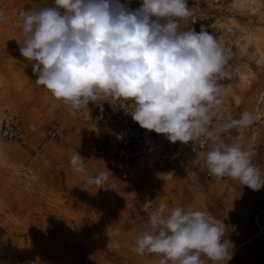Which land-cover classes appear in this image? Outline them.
Listing matches in <instances>:
<instances>
[{
	"label": "rangeland",
	"instance_id": "374dc122",
	"mask_svg": "<svg viewBox=\"0 0 264 264\" xmlns=\"http://www.w3.org/2000/svg\"><path fill=\"white\" fill-rule=\"evenodd\" d=\"M231 1L188 4L191 15L179 23L185 30L203 29L221 45L226 62L216 83L230 82L237 101L219 105L210 128L249 113L250 125L234 126L222 138L253 149V163L264 172V58L256 63L238 47L244 31L264 37V0H248L255 8L252 15L233 9ZM46 6H53L51 0H0V119L5 112L16 114L26 133L25 144L0 140V264H28L37 257L40 264H159L157 255L132 249L160 203L207 211L234 225L227 236L234 242V255L227 264H264V187L254 191L230 177L211 175L205 163L211 142L195 155L177 156L179 141L144 129L137 159L119 162L103 129L36 83L33 62L19 51L24 35L17 21L21 12ZM238 64L252 68L244 87L227 80V69ZM102 101L111 96L99 97L91 110ZM76 151L85 158V173L70 165ZM164 151L175 153L176 166L162 164ZM101 172L107 173L101 188L86 183ZM170 172L175 175L166 179ZM151 201L146 211L144 205Z\"/></svg>",
	"mask_w": 264,
	"mask_h": 264
},
{
	"label": "clouds",
	"instance_id": "9594fccd",
	"mask_svg": "<svg viewBox=\"0 0 264 264\" xmlns=\"http://www.w3.org/2000/svg\"><path fill=\"white\" fill-rule=\"evenodd\" d=\"M190 15L187 0H142L135 10L118 0H54L53 6L19 14L24 35L19 51L33 62L36 83L55 99L73 109L101 96L131 102V111L123 107L141 128L165 134L172 143L206 137L209 173L259 191L264 172L253 163L254 150L222 138L234 126L250 125L251 117L210 128L221 103L216 79L226 56L208 32L180 27ZM84 159L77 151L71 156L74 172H86ZM106 181L105 172L86 178L98 188ZM151 203H145L146 211ZM235 230L207 211L160 203L132 250L157 255L159 264H204L201 256L227 264L234 255L227 236ZM28 264H40L39 258Z\"/></svg>",
	"mask_w": 264,
	"mask_h": 264
},
{
	"label": "built area",
	"instance_id": "2783aa9c",
	"mask_svg": "<svg viewBox=\"0 0 264 264\" xmlns=\"http://www.w3.org/2000/svg\"><path fill=\"white\" fill-rule=\"evenodd\" d=\"M200 0H187V5ZM54 5V0H51ZM120 4H126L131 10L141 6L142 0H118ZM94 101H90L80 109H74L76 113L95 128H101L106 132L107 143L114 150L115 158L122 163H132L137 159L138 150L144 143V129L135 122L130 113L132 109L128 107L131 102L111 97V101H102L92 110ZM127 107V110L125 107ZM51 138L55 136V131L50 130ZM119 137V138H118ZM0 140L12 141L25 144L26 133L21 119L16 114L5 112L0 119ZM210 141L206 137H200L187 144L178 142L176 144V154L180 152L197 154L204 151ZM177 157L175 153L164 151L161 157L162 164L168 167L176 166Z\"/></svg>",
	"mask_w": 264,
	"mask_h": 264
},
{
	"label": "bare ground",
	"instance_id": "6f19581e",
	"mask_svg": "<svg viewBox=\"0 0 264 264\" xmlns=\"http://www.w3.org/2000/svg\"><path fill=\"white\" fill-rule=\"evenodd\" d=\"M231 6L233 7V9H236L238 11L247 9L251 15L255 12V8L249 3L248 0H232ZM227 21L228 23H230V25L239 28L238 24L233 19H228ZM214 23H218V20L216 19ZM240 30H242V28H240ZM243 34L244 39L242 44L240 43L238 45L239 49L242 53L247 54L251 58L250 60H254L256 63H260V59L264 58V50H262V48H264V37L253 31H244ZM251 75L252 68L247 64H238L234 65L232 68L227 69V80L233 82V84L239 87L248 85L250 83ZM220 88L222 90L221 103L225 101V96H228L233 101H237V95L230 82L220 85ZM246 114L249 115V113Z\"/></svg>",
	"mask_w": 264,
	"mask_h": 264
},
{
	"label": "crops",
	"instance_id": "0c3cea01",
	"mask_svg": "<svg viewBox=\"0 0 264 264\" xmlns=\"http://www.w3.org/2000/svg\"><path fill=\"white\" fill-rule=\"evenodd\" d=\"M229 101H233V100H231V98H229L228 96H225V101L222 102V103H220V106H222V104H223V105L228 104ZM220 106H218V108H219Z\"/></svg>",
	"mask_w": 264,
	"mask_h": 264
}]
</instances>
